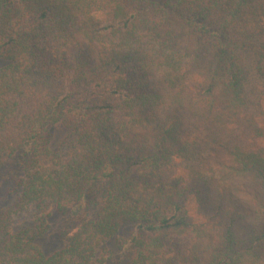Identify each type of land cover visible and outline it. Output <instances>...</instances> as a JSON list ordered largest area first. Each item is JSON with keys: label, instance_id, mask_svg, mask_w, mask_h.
<instances>
[{"label": "trees", "instance_id": "1", "mask_svg": "<svg viewBox=\"0 0 264 264\" xmlns=\"http://www.w3.org/2000/svg\"><path fill=\"white\" fill-rule=\"evenodd\" d=\"M4 169L0 264H264V0H0Z\"/></svg>", "mask_w": 264, "mask_h": 264}, {"label": "rangeland", "instance_id": "2", "mask_svg": "<svg viewBox=\"0 0 264 264\" xmlns=\"http://www.w3.org/2000/svg\"><path fill=\"white\" fill-rule=\"evenodd\" d=\"M60 131L56 130V138L59 137ZM8 170L4 169L0 172V208L10 204L14 195L11 194L12 184L8 183ZM6 177V178H5ZM31 211L29 209L23 210L17 217L18 221H23L30 218ZM129 231V230H128ZM128 231H125L126 234ZM43 249L49 254L54 252L60 246L59 233L54 230V224L52 229L40 239Z\"/></svg>", "mask_w": 264, "mask_h": 264}]
</instances>
